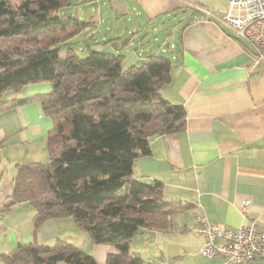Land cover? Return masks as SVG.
<instances>
[{
  "label": "crops",
  "instance_id": "1",
  "mask_svg": "<svg viewBox=\"0 0 264 264\" xmlns=\"http://www.w3.org/2000/svg\"><path fill=\"white\" fill-rule=\"evenodd\" d=\"M89 1L106 6L104 0ZM109 1L116 18L130 16L132 29L123 25V35L151 24L154 31L164 28L165 39L149 55L166 54L171 60V80L161 94L186 112L185 129L152 138L151 156L135 163V178L162 182L163 200L185 210L169 231L141 229L130 251L145 264H223L222 258L201 255L206 238L194 230L195 216L224 229L253 221L264 231V61H257L253 48L218 21L229 0H117L118 9L115 0ZM200 7L214 16L205 20ZM100 15L97 10L90 17L92 26L98 27ZM149 55L142 53L132 63L143 64ZM51 88L50 83L31 84L11 91L7 99L46 94ZM52 128L37 101L0 113V264L21 244L52 246L58 240L106 264L117 250L93 243L71 218L49 219L35 233V208L26 202L9 205L17 165L49 160L46 137ZM247 264H264V259Z\"/></svg>",
  "mask_w": 264,
  "mask_h": 264
},
{
  "label": "trees",
  "instance_id": "2",
  "mask_svg": "<svg viewBox=\"0 0 264 264\" xmlns=\"http://www.w3.org/2000/svg\"><path fill=\"white\" fill-rule=\"evenodd\" d=\"M72 2L0 0V99L31 84L52 87L46 94L0 100V113L37 101L53 122L48 162L17 165L9 205L35 208V233L49 219L71 218L93 243L117 250L106 264H145L131 253V240L141 229L169 231L185 209L163 200L162 182L135 178V163L151 156L152 138L183 131L186 112L161 94L171 80L165 55H149L141 66L125 69V55L97 50L100 43L93 42L80 57L71 40L92 21L61 15ZM2 258L5 264H98L62 240L21 244Z\"/></svg>",
  "mask_w": 264,
  "mask_h": 264
},
{
  "label": "built area",
  "instance_id": "3",
  "mask_svg": "<svg viewBox=\"0 0 264 264\" xmlns=\"http://www.w3.org/2000/svg\"><path fill=\"white\" fill-rule=\"evenodd\" d=\"M198 11L205 20L214 16L203 7ZM217 19L253 48L257 61H264V0H229L224 14ZM248 204L245 201L244 207ZM194 230L206 238L200 253L207 258H222L223 264H247L257 257L264 259V231L258 230L253 221L239 228L224 229L197 215Z\"/></svg>",
  "mask_w": 264,
  "mask_h": 264
},
{
  "label": "rangeland",
  "instance_id": "4",
  "mask_svg": "<svg viewBox=\"0 0 264 264\" xmlns=\"http://www.w3.org/2000/svg\"><path fill=\"white\" fill-rule=\"evenodd\" d=\"M106 6H100L93 4L89 0H73L72 4L63 10H61V15H75L78 16L81 20L89 21L92 15L97 13H102L98 21V27L89 25L82 33L77 35L71 41L73 43V48L76 50L78 55L82 58L87 56L86 45L93 43L96 39L100 43V46L103 47L105 53L110 54H123L124 57V68H130L131 64L139 65L140 61L135 60L140 54L149 55L150 48L163 41L165 39L164 28L160 25L155 30L153 24L145 27L138 33L132 34H121L120 29L123 25H128L129 30L132 29V22L129 15L122 16V18H116L113 14L115 13L111 7L109 0H104ZM106 12H108L106 14ZM110 13V14H109ZM125 17V19H123ZM103 19V21L101 20ZM137 20V18H136ZM119 22V25L117 24ZM117 31V33H115ZM117 39L115 41H111ZM160 40V41H159ZM159 42V43H158ZM149 48V49H148ZM67 47H62L60 54L64 57L66 55ZM166 55V54H165ZM12 93L11 91L6 92L0 100L10 101L12 98L7 99V95ZM48 162V161H47ZM178 217H175L177 219ZM175 225V224H174Z\"/></svg>",
  "mask_w": 264,
  "mask_h": 264
},
{
  "label": "water",
  "instance_id": "5",
  "mask_svg": "<svg viewBox=\"0 0 264 264\" xmlns=\"http://www.w3.org/2000/svg\"><path fill=\"white\" fill-rule=\"evenodd\" d=\"M117 2H118L117 0H115V1L112 2V5H113V7L115 9H118L121 6L120 4H117ZM96 48H97V50H102L103 49L102 46H97Z\"/></svg>",
  "mask_w": 264,
  "mask_h": 264
}]
</instances>
